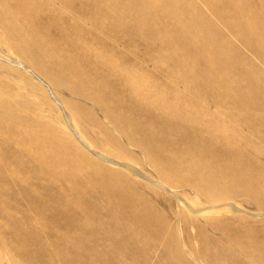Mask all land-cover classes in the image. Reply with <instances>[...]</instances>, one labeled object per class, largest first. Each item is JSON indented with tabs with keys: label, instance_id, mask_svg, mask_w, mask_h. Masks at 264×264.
Segmentation results:
<instances>
[{
	"label": "rangeland",
	"instance_id": "374dc122",
	"mask_svg": "<svg viewBox=\"0 0 264 264\" xmlns=\"http://www.w3.org/2000/svg\"><path fill=\"white\" fill-rule=\"evenodd\" d=\"M228 1L0 0V100L17 101L19 116H29L39 141L36 170L53 148L68 155L59 171L41 168L38 185L53 176L59 194L76 192L92 201L134 183L135 200L146 204L147 215L164 220L165 236L148 264H251L261 258L264 264V130L241 123L236 114L254 98L238 102L235 94L225 96L248 82L226 80L238 76L241 67L219 64L211 48L201 45V32L212 30L217 50L227 36L236 52L250 55L232 31L239 19ZM263 2L244 0L243 6L253 13ZM165 6L176 9L175 14ZM135 7L144 15V26L131 20ZM173 18L181 23L185 43L167 34L171 24L165 21ZM184 51L189 55L183 60L179 55ZM20 127L22 132L23 123ZM250 133L254 141L239 138ZM144 143L150 145L146 153ZM236 152L255 158L249 184L230 178L229 169L245 166V158H225ZM205 153L221 172L216 184L195 169ZM151 157L163 162L167 173L157 170ZM175 163L185 166L176 175L171 173ZM254 189L260 190L258 199ZM116 204L105 205L102 212L107 215ZM30 215L32 230L43 235L47 246L50 216ZM91 225L95 239L106 244L103 224ZM142 225L141 218L131 227ZM165 244L171 254L161 253ZM176 245L179 252L174 253ZM30 252L37 261L44 259ZM214 252L232 253L239 263Z\"/></svg>",
	"mask_w": 264,
	"mask_h": 264
},
{
	"label": "bare ground",
	"instance_id": "6f19581e",
	"mask_svg": "<svg viewBox=\"0 0 264 264\" xmlns=\"http://www.w3.org/2000/svg\"><path fill=\"white\" fill-rule=\"evenodd\" d=\"M228 3L233 4L239 19L236 25L232 26L234 27L232 31L240 39L241 48L246 49L251 56L247 53L236 52V48L227 36H223L222 48L217 50L214 45L216 33L212 30L201 32V45L208 49H213V51L209 49L208 52H210L211 58L216 61L220 60L219 64L225 67H241L238 76L227 78L226 80L236 84H239L240 80H247L248 82L245 85L235 87L234 92L227 91L225 96L235 94L238 102H241L243 98H254L255 102L253 104L241 105L236 114L241 123L248 125L256 123L257 129L264 130V2L259 10L253 9L255 10L252 11L253 13L244 8V0H229ZM164 9L169 10L173 14L176 11V9L171 11L167 6ZM134 11L135 13H133ZM134 11L132 12L133 14L131 13V20L144 26L143 13L139 14L137 8ZM165 23L169 26L171 24L167 34L173 40L186 42V36H179L181 23L176 18L171 21L167 20ZM204 24L207 25V28L211 26L210 22H204ZM227 27L229 28L230 26ZM186 54L188 52L184 51L179 56H182L181 59L184 60ZM256 61H258V64H255L256 66L254 67L253 64ZM245 67H250L255 73H248ZM102 84L105 85L104 83ZM18 108L19 104L17 101L0 100V205L3 209L0 211V264H54V260L58 256L62 259L61 261L59 260L61 264H116L117 261L121 260H124L127 264H145L146 262L148 264L150 253L158 250V243L165 236L160 228L164 220L162 217L154 219L147 215L145 209L148 207L144 206L146 204L135 200L134 183L129 182L122 189L113 191L110 194H103L101 200H98L100 198H93V196L92 201L88 199L90 202L81 196L80 193L74 192L67 195V197L59 194L52 187L53 176H48L47 182L39 186L38 182L43 178L44 174V170L42 171L41 168L50 166L51 172L59 171L61 161L66 163L69 161L68 155L67 152L62 153V151H59L60 148L59 150L53 148L50 151L47 163L36 170L34 158L39 152L37 146L39 141L33 138L29 116L24 114L23 117H20ZM21 123L24 126L22 132ZM239 138H251L250 141L255 139L251 133L244 136L240 134ZM149 148V143L143 144L145 153L148 152ZM208 154H204V161L195 169L200 171L203 176L205 175L206 182L216 184L222 179L221 172L218 167L214 166V162H210ZM225 158L231 161L245 158V166L241 170L229 169L228 172L230 178L249 184V177L255 164L254 156L242 157L236 152L235 154L225 155ZM151 161L157 164V170L167 173L163 162L156 160L154 157H151ZM175 164L171 173L176 175L185 166H183L184 164L182 167L179 164L177 165V163ZM75 170V166L72 165L71 171L74 172ZM21 171L23 173L22 176L19 175ZM261 188L264 190V180ZM253 192L257 198L260 190L254 189ZM9 196L11 197L10 200H12L10 206V202H8ZM113 201L117 204L109 207L107 215H105L102 212L103 207ZM10 208L14 210L11 211L9 210ZM31 212H36L40 216L48 214L51 218L53 227L47 231V236L50 239L47 246L43 242V235L32 230L34 218L30 215ZM18 215H21V217ZM141 218L144 220V225L131 227ZM93 222H101L103 224L101 230L105 235L106 244L103 245V240L95 239V231L91 225ZM127 225L130 226L128 230ZM56 227H63L65 232H59ZM173 237L172 235L171 238ZM152 238L158 240L155 245L151 243ZM58 241L61 242L60 246L55 245ZM208 247V245H205L203 250H207ZM30 250L41 253L44 259L37 261L30 254ZM175 251L179 252L177 245L173 252L175 253ZM202 252L205 253L206 251ZM11 253L13 256H8ZM161 253L165 255L171 254L166 244L162 246ZM217 254L226 259L228 258L231 262H238L239 260V257L232 253L229 255H223V252ZM250 263L263 264L262 258Z\"/></svg>",
	"mask_w": 264,
	"mask_h": 264
}]
</instances>
